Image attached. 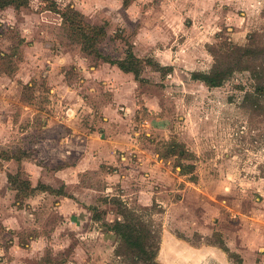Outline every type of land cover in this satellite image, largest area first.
Segmentation results:
<instances>
[{"label":"rangeland","instance_id":"obj_1","mask_svg":"<svg viewBox=\"0 0 264 264\" xmlns=\"http://www.w3.org/2000/svg\"><path fill=\"white\" fill-rule=\"evenodd\" d=\"M20 3L0 8V264H264V0Z\"/></svg>","mask_w":264,"mask_h":264},{"label":"trees","instance_id":"obj_2","mask_svg":"<svg viewBox=\"0 0 264 264\" xmlns=\"http://www.w3.org/2000/svg\"><path fill=\"white\" fill-rule=\"evenodd\" d=\"M20 2L21 0H0V8H6L14 4H21ZM69 19L70 17H68V20ZM80 30L81 32H83V29ZM90 30L94 31L95 28ZM121 67L124 68L123 66ZM124 70H128V69L124 68ZM231 72L232 71L224 73L223 70H215L214 72H212L211 75H199V76L201 80H203V82H205L206 84L210 83V84L220 85L226 76H230V74H232ZM257 91L260 92L262 96H264V87L259 88ZM116 226L120 232L122 231L126 232V234L123 237L125 238L126 244L129 245L132 249L135 248L143 249L153 239V236L151 235L150 232H146L144 228L142 230H139V228H136L134 224L125 225V224L117 223ZM157 249L158 248H156V250Z\"/></svg>","mask_w":264,"mask_h":264},{"label":"crops","instance_id":"obj_3","mask_svg":"<svg viewBox=\"0 0 264 264\" xmlns=\"http://www.w3.org/2000/svg\"><path fill=\"white\" fill-rule=\"evenodd\" d=\"M48 127V126H47ZM87 139H89V137H87ZM90 153V152H89Z\"/></svg>","mask_w":264,"mask_h":264}]
</instances>
